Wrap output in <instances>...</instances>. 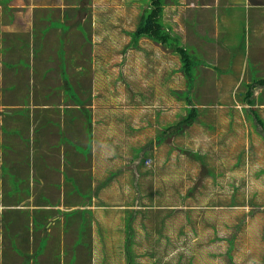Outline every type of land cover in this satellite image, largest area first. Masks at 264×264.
<instances>
[{
    "label": "rangeland",
    "instance_id": "obj_1",
    "mask_svg": "<svg viewBox=\"0 0 264 264\" xmlns=\"http://www.w3.org/2000/svg\"><path fill=\"white\" fill-rule=\"evenodd\" d=\"M189 1L164 0L162 17L204 59L191 90L198 115L159 144L157 133L174 129L187 113L173 91L189 86L179 56L160 42L141 37L137 49L127 47L148 0H8L11 12L0 2V109L20 105L7 110L1 128L0 203L14 204L0 205L1 237L12 225L18 233L24 229L21 215L27 213L18 209L30 181L35 202H56V190L41 182L59 172L66 156L58 155L60 144L77 148L79 136L60 127L55 106L84 116L66 102L83 103L91 91L96 105L87 112L108 118L109 138L116 137L129 157L109 164L102 185H92L100 189L95 202L107 208L95 210L107 213L106 227L97 223L95 230L81 210L75 226L48 225V231L54 226L49 236L64 232L58 247L64 264H126L127 241L136 264H264V86L253 89L255 104H244L247 85L229 70L241 63L250 12L236 5L233 16L212 14L213 34L208 22H199L206 9ZM82 173H75L81 184L88 180Z\"/></svg>",
    "mask_w": 264,
    "mask_h": 264
},
{
    "label": "crops",
    "instance_id": "obj_2",
    "mask_svg": "<svg viewBox=\"0 0 264 264\" xmlns=\"http://www.w3.org/2000/svg\"><path fill=\"white\" fill-rule=\"evenodd\" d=\"M7 1L8 0H0V2L4 4V10H10L11 12V7L6 8L5 6L6 4L8 5ZM201 1L202 0H190L189 2H192L190 4H194L195 6L200 5L197 7L201 9H206L205 12H202L203 10L200 11L204 19L202 21L199 20V22L202 24H206L208 22L209 26H211V32L213 34H215V28L213 27L215 25V21L212 18V14L226 12L229 16H233V9L236 7V5H243L249 9V17L253 26L251 27L246 39L247 46L244 49L241 63L237 65L236 68L229 70L230 72L233 71V74L237 72L239 73L237 78L239 85H248V79L253 81L254 78L252 77V74L255 72V70H259L257 73L259 77L255 78H261V76L264 77V0H208L207 2L203 1L202 4ZM25 2L27 5L26 8L30 6L32 11V6L34 5L28 4L27 1ZM224 19V22L228 23L226 18ZM29 21L32 23L31 18ZM57 32L54 31V33L58 35L60 32ZM30 34L31 32L29 35ZM203 36L212 39L206 33H204ZM6 40L9 42L8 38ZM74 69H76V67ZM229 70H227L228 73ZM103 72L106 74V70ZM87 98L88 97L85 98L86 101H83V103L73 102L72 100L71 102H66V104L76 107L74 109L79 107L80 111L85 113L84 116L78 117L77 114H74L72 117L71 115H67L68 109L72 110L71 108H64L62 105L55 106L60 108V110L54 115V117L59 116L60 120L58 118L56 120L60 122V127L65 129L67 132L70 130V135L78 134L79 138L75 139V146L77 148L71 146L70 149L64 150L66 146H63L61 143L58 155L61 157V154L66 153V156L64 155L63 158L62 155L60 158L59 172L55 173L54 175H48L46 180L41 182L42 185L48 183L51 188L56 190L57 197L55 198V203L35 202L37 200L34 198L33 194V182L31 184L30 181L28 193H25L23 195L24 197L21 199V203H24V205L22 204V207H24L18 209L19 211L22 210L27 213L21 215L23 220L25 219L23 221L24 229L20 230L18 233L15 231L18 228L15 225H12L8 230L7 236H0V264H36L37 261L42 264L44 262L47 264H64L63 251L61 253L58 251L60 242L64 244V232L62 231V234L60 235L57 233L55 236H49L48 232L51 233L50 231L53 230L54 226H51V229L48 231V225H53L55 222H57L56 224L69 222V224L75 226L77 215L75 212L76 210H81L80 214L84 216V219L87 220V222L89 221L90 226L94 227L95 230L99 229L98 224L104 227L108 225L109 218L107 217V213L105 211H100V215L95 214V210L107 208L103 205L100 207V205L95 202V200L98 202L101 200L99 193L100 189L92 187V185L98 184L100 187L102 185L101 178L107 175L106 168L109 166V164H117V162L122 161V159L128 155L126 154L123 145L118 144L116 137L113 139L109 138V133L111 131H109L108 118L103 116L101 112L99 114H91V112L89 114V112H87L88 110L86 109L88 108L85 107H87L90 103L96 105V98L92 97L91 91L89 99ZM1 103L2 102L0 100V104ZM47 105L49 104L46 103L43 106ZM2 106L3 109H0V142L3 143L5 132L1 128L7 122L4 114L7 113V110L20 105L8 104V106ZM6 107H8V109ZM22 107L23 105H21L20 108ZM93 116H97L102 120L97 122ZM19 117L21 126V119L23 116H16L15 120H17ZM171 131L172 128H162L155 136L156 142L159 144L165 136L169 137V135L172 134ZM81 135L84 137V141H82ZM85 135L87 136L86 138ZM119 137L123 138V136ZM56 143L57 142L54 141L52 147L56 145ZM51 155L52 152L49 153V156ZM66 157L69 159V162L67 167L64 168L63 162ZM80 160L85 161L83 163L86 165ZM147 162L150 161L148 160ZM67 170L69 171L67 172ZM80 171L83 173L88 172V174L82 173L81 177L86 180L88 178L87 181L89 184L87 181L81 184V182L76 178L75 173H80ZM63 172H65V174ZM50 190L52 191V194H54V191L49 189L47 191L48 195ZM71 190L74 192L72 194H68V192ZM0 205L5 208V206H13L14 204L2 205V203H0ZM60 206L63 208H60ZM3 208L0 209L2 210ZM37 210L42 212H36ZM3 214L4 212L2 213L0 211V225ZM39 214H41V217H38ZM92 214L99 216V218L89 219V216ZM111 224L116 225L115 219L111 220ZM11 233H13V235H11ZM77 240L80 239L77 238L76 241ZM16 248L20 249L21 251L15 253L14 250ZM4 255L5 260L10 261L9 263H4Z\"/></svg>",
    "mask_w": 264,
    "mask_h": 264
},
{
    "label": "trees",
    "instance_id": "obj_3",
    "mask_svg": "<svg viewBox=\"0 0 264 264\" xmlns=\"http://www.w3.org/2000/svg\"><path fill=\"white\" fill-rule=\"evenodd\" d=\"M164 5V0H148V5L143 9L135 30L129 32L131 38L127 44V47L137 49L139 47L140 38L147 37L156 42H160L163 46L169 48L171 53L179 56L181 61V70L188 79L189 87L185 91H173V93H175L177 96H180L179 98H183L187 110V113L182 116V118L176 123L175 128L171 131V133L173 132L174 134H177L181 132L186 126H190L197 118L198 108H196L192 103L191 90L194 86V80L196 79L197 72L195 71V68L203 64L204 59L199 58V54L195 46L183 45L180 36L171 33V28L166 26V24L163 22L162 16ZM187 47L189 49L190 47H193L195 51H190ZM257 86H264V77L254 78L253 81L247 85V90L242 97L244 104H248L249 106L255 104L253 89ZM254 116L258 121H261L256 113ZM125 253L126 264H136L132 253L131 243L128 241L125 247Z\"/></svg>",
    "mask_w": 264,
    "mask_h": 264
}]
</instances>
